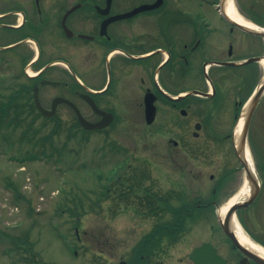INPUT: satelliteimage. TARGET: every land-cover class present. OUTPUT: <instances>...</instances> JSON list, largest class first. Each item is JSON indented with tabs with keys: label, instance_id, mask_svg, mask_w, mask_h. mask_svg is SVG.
Instances as JSON below:
<instances>
[{
	"label": "flooded vegetation",
	"instance_id": "obj_1",
	"mask_svg": "<svg viewBox=\"0 0 264 264\" xmlns=\"http://www.w3.org/2000/svg\"><path fill=\"white\" fill-rule=\"evenodd\" d=\"M0 66L12 71L2 87L8 99L18 95L15 90L21 94L25 81L32 102L35 87L39 96L40 88L60 86L63 81L52 80L58 69L63 75L59 80H80L75 89L68 81L63 86L96 118L91 122L100 121L103 114L111 116L110 124L98 132L119 127L134 131L135 124L129 122L136 115L144 131L178 132L179 141L169 140L178 151L160 159H214L215 152L221 159H236L238 165L203 197L163 189L159 165L155 173L138 174L140 182L127 189L126 199L113 188V197L105 200L101 191L102 220L108 204V211L116 213L130 209L137 226L146 223L126 264H165L168 242L180 243L177 264H264L263 256L241 249L223 232L216 214L223 181L233 184L234 174L240 172L244 177L234 131L264 82V0H0ZM42 81L54 84L41 86ZM56 97L67 99L54 95L50 105ZM85 97L103 114L93 112ZM146 98L154 108L150 124ZM60 105L74 114L63 103L56 111ZM187 130L190 137L182 133ZM224 138L231 143L230 157L220 148ZM255 138H261L259 146L253 144ZM245 145L250 159L251 153L257 158L258 189L254 201L230 221L264 249V88L253 106ZM155 158L150 151L147 159ZM117 178L101 189L107 186L109 191ZM193 227L201 229L191 238ZM76 237L80 240L78 231Z\"/></svg>",
	"mask_w": 264,
	"mask_h": 264
},
{
	"label": "rangeland",
	"instance_id": "obj_2",
	"mask_svg": "<svg viewBox=\"0 0 264 264\" xmlns=\"http://www.w3.org/2000/svg\"><path fill=\"white\" fill-rule=\"evenodd\" d=\"M11 72V69L0 66V81H7L6 75ZM28 72L33 74L34 71ZM60 72L55 69L52 80L68 81L66 77L59 80L63 79ZM63 82L58 87L39 89L41 105L49 109L54 95H66L87 120L95 121L96 118L73 92L68 93ZM68 86L75 89L73 82ZM0 92L3 95V91ZM10 117L8 115L5 121ZM23 117L25 122L17 128H9L6 124L0 127V264H26L27 258L31 264H118L128 261L133 245L147 230L146 223L137 226L130 217V209L116 213L108 211V204L104 205L107 218L102 220L98 211L101 191L105 193V200L113 197V188L126 199L127 189L140 182L138 174L142 175L147 170L155 173V166L159 165L163 173V189L173 193L184 189L191 198L192 194L203 197L206 196L204 192L221 182L228 169L238 165L236 159H221L217 152L214 159H160L165 153L178 151L179 148H172L169 140L179 141L181 136L170 128L161 135L155 134L153 128L152 132L144 131V122L138 115L129 122L135 124L134 131L119 127L118 130L82 135L75 130L71 138L68 128L74 125V114L64 105L57 108L54 119L41 118L35 111H31L28 117L19 115L20 119ZM119 123L124 122L120 119ZM25 128L29 132L22 138ZM54 129L56 134L51 138L52 144L48 140L35 141ZM35 130H39L37 135L33 133ZM223 131L224 135L230 133L227 126ZM189 132L182 133L190 137ZM255 139L253 144L259 146L261 138ZM220 145L222 152L230 157L229 139L224 138ZM150 151L155 159H147ZM30 154L40 156L28 159ZM256 159L251 153L254 169ZM134 173L136 177L131 178ZM210 175L211 180L208 178ZM116 177L109 191L107 186L101 189L103 183L108 184ZM233 177V184L223 181L224 187L217 189L218 216L220 208L243 188V174L240 172ZM68 208L75 215L71 216ZM107 213L116 218L110 219ZM199 229L201 227H193L188 235L194 238ZM77 230L80 240L76 237ZM25 238L33 244L30 252L23 246L19 250L15 246L26 242ZM13 248L17 249L14 254L9 250ZM179 248L180 243L168 242L163 255L165 264H177Z\"/></svg>",
	"mask_w": 264,
	"mask_h": 264
},
{
	"label": "water",
	"instance_id": "obj_3",
	"mask_svg": "<svg viewBox=\"0 0 264 264\" xmlns=\"http://www.w3.org/2000/svg\"><path fill=\"white\" fill-rule=\"evenodd\" d=\"M77 82L79 83L78 80H77ZM45 84H51V83L48 81H42L41 82V85H45ZM263 88H264V82H263V85L260 86V88H258L257 93L254 95V97L251 100V106L249 107V113L245 116V119H244L242 127H241L238 144L234 145L235 153L237 156H239V159H238L239 163L242 165V167L244 169L245 181H246V185L248 186L249 193L243 200L237 201L232 206H230L227 209L223 220H220V225L222 227L223 232L226 235H228L233 240V242L243 250H245L246 248L243 247L238 242L234 233L231 232L230 219H231V217H233L234 213L237 210L248 207L254 201L256 193H257L258 183H257L256 177H255V173L249 167L246 159L244 158V152H245V139H246V133H247V129H248L250 115L252 113L253 106H254L255 102L257 101L258 97L260 96ZM181 98L182 97H179L178 99H181ZM33 99H34V104H35V107L37 108V110L40 112L41 115H43L44 117H47V118H50L54 115L56 106L58 104L65 103V104L69 105L73 109V111L75 112L76 117H77V121H78L80 127L83 128L84 130L101 129V128L106 127L111 122V120H110L111 116H109L107 114H103L102 112H100L96 108L94 102L90 98H86V99H87L91 109L95 113L103 114V119H101L100 121H98L96 123H90V122L86 121L81 116L79 110L77 109V107L72 102H70L69 100H66L64 98H61V97H56L55 99H53L52 104H51V108L49 110L44 109L41 106V104L39 103L37 87H35L33 89ZM145 103H146V109H145L146 123L150 124L152 122V119H153L154 108L152 106V102L148 101L147 98H146ZM195 128H196V130H198V126H196ZM197 251H199V250L197 249L194 252H197ZM120 264H125V263L120 262Z\"/></svg>",
	"mask_w": 264,
	"mask_h": 264
},
{
	"label": "trees",
	"instance_id": "obj_4",
	"mask_svg": "<svg viewBox=\"0 0 264 264\" xmlns=\"http://www.w3.org/2000/svg\"><path fill=\"white\" fill-rule=\"evenodd\" d=\"M74 85L77 87L76 84H74ZM30 90H31V86H29L26 83L22 84L21 94H19L20 91L15 90L13 93L18 94V95H14L13 98H11V99H8L9 96L6 97L4 94L2 95V93L0 92V127L3 124H6L9 128H11V127L17 128L26 120L25 117L20 119L21 117L19 118V115L25 114V116L28 117L31 111H35L32 103H31V100H30ZM17 92H19V93H17ZM20 101H22V102H20ZM29 101H30V103H29ZM16 107L18 109L21 108V111L18 113H10L9 109L10 108L16 109ZM36 114H37V116H40L37 112H36ZM8 115H11V117L9 118L8 121L7 120L5 121V119L8 117ZM74 120H75L74 125L68 128L69 138H71L75 135V133H74L75 130H78V131L82 132L83 134L85 133L83 130L80 129L75 118H74ZM57 126H58V124H57ZM28 132H29V130L25 128L24 131L22 132V138H25V135ZM33 133H35L37 135L39 133V130L38 131L35 130ZM55 134H56V129L52 130L47 136H42L35 141L41 142V141L48 140L52 144L51 138ZM42 155H45V154H42ZM38 156H40V155L30 154L28 159H37ZM49 156H52V154L50 153ZM68 211H69V214L71 216L75 215L73 213V210H70V208H68ZM168 229L171 230L172 227L169 226ZM24 241H26V242H22V244L16 243L15 246L18 247V250H19V247L23 246L24 250H26L27 252H30L33 244L31 242H29L28 240H26V238L24 239ZM9 250H10V253H13V252L16 253V251H17L16 248L15 249L14 248L9 249ZM25 263L31 264V262H30V260H28V258L25 260Z\"/></svg>",
	"mask_w": 264,
	"mask_h": 264
},
{
	"label": "bare ground",
	"instance_id": "obj_5",
	"mask_svg": "<svg viewBox=\"0 0 264 264\" xmlns=\"http://www.w3.org/2000/svg\"><path fill=\"white\" fill-rule=\"evenodd\" d=\"M243 118L244 116H242L235 128L234 131V143L236 144L239 140V136H240V131H241V127L243 124ZM244 158L246 159L249 167L251 166V159L249 156V152L246 150L244 153ZM249 190L248 187L246 185L243 186V188L239 191L238 194H236L235 196L231 197L228 202L220 208V216L223 217V215L226 213L227 209L232 206L234 203H236L237 201L242 200L244 197L247 196ZM232 229L234 230V233L236 235V238L238 240V242L240 244H242L243 246L247 247L249 250H252L258 254H260L261 256L264 257V249H262L260 246H258L256 243H254L253 241H251L240 229V227L235 223L232 222Z\"/></svg>",
	"mask_w": 264,
	"mask_h": 264
}]
</instances>
